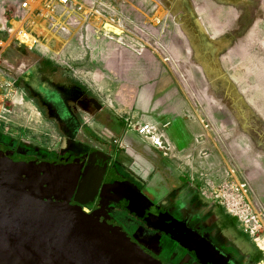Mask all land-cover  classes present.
I'll return each instance as SVG.
<instances>
[{"label":"crops","instance_id":"1","mask_svg":"<svg viewBox=\"0 0 264 264\" xmlns=\"http://www.w3.org/2000/svg\"><path fill=\"white\" fill-rule=\"evenodd\" d=\"M116 2L136 9L137 23L112 26L123 36L90 27V63L76 76L112 116L128 166L145 174L160 164L181 174L211 169L227 159L225 141L237 152L248 140L264 158V0ZM107 15L100 18H116ZM245 114L256 123L247 126ZM127 119L151 133L138 136Z\"/></svg>","mask_w":264,"mask_h":264},{"label":"flooded vegetation","instance_id":"2","mask_svg":"<svg viewBox=\"0 0 264 264\" xmlns=\"http://www.w3.org/2000/svg\"><path fill=\"white\" fill-rule=\"evenodd\" d=\"M0 40V76L48 127L42 141L0 130V149L8 157L72 164L80 180L89 181L76 189L82 209L104 207L164 264H264L262 250L194 179L165 164L149 174L136 172L120 159L122 137L94 128L112 127V116L75 69L1 34Z\"/></svg>","mask_w":264,"mask_h":264},{"label":"water","instance_id":"3","mask_svg":"<svg viewBox=\"0 0 264 264\" xmlns=\"http://www.w3.org/2000/svg\"><path fill=\"white\" fill-rule=\"evenodd\" d=\"M80 171L0 149V264H164L104 207L85 212ZM81 181V182H80Z\"/></svg>","mask_w":264,"mask_h":264},{"label":"rangeland","instance_id":"4","mask_svg":"<svg viewBox=\"0 0 264 264\" xmlns=\"http://www.w3.org/2000/svg\"><path fill=\"white\" fill-rule=\"evenodd\" d=\"M18 1L20 0H0V34L6 38L8 43H20L16 40L15 34L21 22L17 14ZM129 1L132 6V3H137L139 0ZM119 8L120 4L116 1L111 2L109 7H102L101 15L110 14L116 18L94 17L88 21L91 25L89 27L88 23L76 25L62 14H58L51 20L31 19L25 29L37 39V42L33 44L23 42L22 44L48 58L64 62L76 72V66H88L90 63V27L97 30L102 29L106 34H111L108 31L111 26L122 25L124 28H129V25L137 23L136 9L126 7L122 10ZM123 13H128V17L124 18ZM114 27L112 28L115 29ZM122 33L121 31V36H123ZM16 96L20 99H16ZM242 118L247 126L256 123V120L249 115L245 114ZM42 125L43 120L36 107L24 98L22 93L9 81L0 76V130L8 134L42 141L44 133L48 131V127H42ZM257 128L241 127V130L246 135H256L258 134ZM111 129L112 127H98L96 131L102 135L105 133L108 136H116L115 131L111 132ZM259 133L264 138V130L259 129ZM246 143L248 149L242 147L234 152L233 149H237L234 144L225 141L224 152L227 154V159L224 164L218 163L212 165L211 169H200L199 171L188 168L182 173L194 179L210 198L218 201L258 246V239L264 241V158L255 157L257 152L249 148L248 140ZM112 145L117 146L113 141ZM128 153L126 146L119 148L120 159L127 165L133 166V158L128 157ZM262 252L264 255V250Z\"/></svg>","mask_w":264,"mask_h":264},{"label":"built area","instance_id":"5","mask_svg":"<svg viewBox=\"0 0 264 264\" xmlns=\"http://www.w3.org/2000/svg\"><path fill=\"white\" fill-rule=\"evenodd\" d=\"M117 0H20L18 1V18L20 26L16 29V40L20 43H27L28 31L25 26L31 19L51 20L58 14L67 16L76 25H85L91 18L102 17L101 8L109 7L111 2ZM127 1V0H121ZM129 128L140 137L148 136L152 127L148 124H139L127 119Z\"/></svg>","mask_w":264,"mask_h":264},{"label":"bare ground","instance_id":"6","mask_svg":"<svg viewBox=\"0 0 264 264\" xmlns=\"http://www.w3.org/2000/svg\"><path fill=\"white\" fill-rule=\"evenodd\" d=\"M110 27V26H109ZM108 28V27H107ZM109 29V28H108ZM108 31H110V32H113L114 34H117V35H120V33H121V30L120 29H118V28H115V29H113L112 28V26H111V29H109ZM37 39L34 37V36H31L30 34H27V41L30 43V44H33V43H36L37 41H36ZM16 99H20V97L18 96H16ZM257 243H258V246L262 249V250H264V241H262V240H257Z\"/></svg>","mask_w":264,"mask_h":264}]
</instances>
